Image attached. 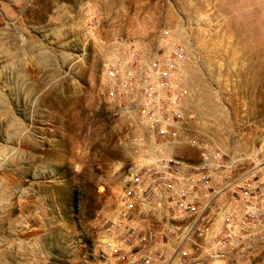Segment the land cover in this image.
I'll use <instances>...</instances> for the list:
<instances>
[{"label":"rangeland","instance_id":"rangeland-1","mask_svg":"<svg viewBox=\"0 0 264 264\" xmlns=\"http://www.w3.org/2000/svg\"><path fill=\"white\" fill-rule=\"evenodd\" d=\"M198 1L202 11L232 10L242 51L235 75L246 87L237 94L264 116V0ZM189 5L0 0V172L14 173L24 185L34 180L43 196L58 243L44 264H116L103 258L96 224L113 207L118 172L130 153L127 128L104 86L102 48L112 39L172 27L170 17ZM228 262L264 264V249Z\"/></svg>","mask_w":264,"mask_h":264},{"label":"built area","instance_id":"built-area-1","mask_svg":"<svg viewBox=\"0 0 264 264\" xmlns=\"http://www.w3.org/2000/svg\"><path fill=\"white\" fill-rule=\"evenodd\" d=\"M169 34L163 28L148 50L117 39L102 48L104 86L127 128L130 161L118 172L111 211L97 219L98 246L123 264L244 260L264 249V136L247 152H229L192 127L184 111L190 54ZM183 144L199 150L198 162L173 154ZM150 244L179 247L172 256Z\"/></svg>","mask_w":264,"mask_h":264},{"label":"crops","instance_id":"crops-1","mask_svg":"<svg viewBox=\"0 0 264 264\" xmlns=\"http://www.w3.org/2000/svg\"><path fill=\"white\" fill-rule=\"evenodd\" d=\"M189 2L180 14L170 17L173 26L164 27L170 28L168 40L183 44L190 54L184 62L189 91L185 114L195 130L213 133L225 150L247 152L264 136V116L253 113L248 99L237 94V90L246 87L235 75L242 51L232 29V10L220 15L215 6L202 11L198 0ZM153 30L150 35L141 31L138 38L132 39L148 50L162 32V28ZM196 54L200 63L191 59ZM173 154L190 162L200 160L199 150L188 144L175 147ZM42 199L34 180L24 185L14 173L0 172V264H44L54 255L52 247L58 243L54 244L51 221ZM150 245H162L172 256L179 247V244ZM172 264L184 262L176 256Z\"/></svg>","mask_w":264,"mask_h":264}]
</instances>
